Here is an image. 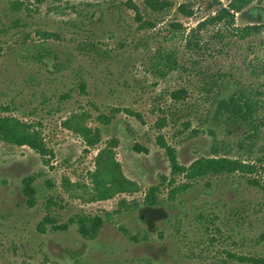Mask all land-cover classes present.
Segmentation results:
<instances>
[{
    "label": "rangeland",
    "instance_id": "rangeland-1",
    "mask_svg": "<svg viewBox=\"0 0 264 264\" xmlns=\"http://www.w3.org/2000/svg\"><path fill=\"white\" fill-rule=\"evenodd\" d=\"M13 1L0 0V26L8 32L0 34V116L26 121L47 152L0 141V264L249 263L237 256L264 248L256 244L264 231V190L256 185L264 184V127L254 145L232 153L253 164L247 173L189 178L173 172L168 146L187 166L212 152L213 135L200 130L209 105L203 71L223 69L260 84L264 98V30L242 39L225 21L212 22L230 0H21L18 12ZM59 6L72 14L60 13L63 20L94 22L100 54L78 51L77 27L46 13ZM255 21H264V0H255L237 22ZM42 28L61 34L54 45L64 60L60 71L22 57L20 41L38 38ZM160 45L180 63L164 77L151 72L148 58ZM180 88L186 91L177 98ZM83 112L89 126L101 129L92 145L63 125ZM216 131L223 141L225 126ZM108 153L136 190L96 197L95 176ZM28 175L38 189L34 204L23 189ZM185 183L187 190L171 192ZM153 186L166 202L142 219ZM241 208L243 219L232 213ZM80 215L102 220L96 237L81 234Z\"/></svg>",
    "mask_w": 264,
    "mask_h": 264
},
{
    "label": "trees",
    "instance_id": "trees-1",
    "mask_svg": "<svg viewBox=\"0 0 264 264\" xmlns=\"http://www.w3.org/2000/svg\"><path fill=\"white\" fill-rule=\"evenodd\" d=\"M40 3L44 1L38 0ZM93 1V0H90ZM255 0H230L228 5L222 6L220 10L211 17L212 22L225 21L232 34L240 36L242 39L252 36L253 34L260 33L264 30L263 22H253L246 25L238 24V16H244L245 12L250 9ZM91 4V2H89ZM152 3V2H150ZM24 4L21 0H14L12 2L13 9L18 12L21 10ZM37 4V3H36ZM56 8V9H54ZM50 9V8H48ZM185 9V5L183 6ZM47 14L53 16L57 21L61 19L65 24L73 23L75 27V33L81 37L78 42V51L85 55L91 54L93 51L96 54H100L98 51L97 39L92 34L94 22L90 20L89 24L83 25L76 21V18L62 19L58 17L60 13L64 15H72L68 11V8L59 6L53 7V10H46ZM191 13V10L188 11ZM21 21L16 20L12 27L18 28ZM4 27H9L8 24H4ZM38 38H24L21 40L20 49L23 50L22 57L25 61L36 62L48 68H52L53 71H60L64 66V60L61 58L58 50L54 47L58 44L61 34L58 30H52L50 28L38 29ZM6 32L5 28L0 26V34L3 35ZM0 35V36H1ZM2 49L0 41V50ZM105 52V51H104ZM81 53V54H82ZM108 54V53H106ZM149 62L151 65V72L156 77H164L170 71L178 68L180 65L179 60L174 51H168L163 48L162 45L152 49L149 56ZM70 60V59H68ZM258 68H251L252 74H257ZM201 88L203 95L208 99L209 105L205 115L199 117L202 127L209 131L214 137V144L212 146V152L209 154H203L196 157L190 165L181 163L178 160V155L174 149L169 148L170 161L173 172L186 173L189 178H198L206 175L213 174H226L235 173L241 171L243 173L252 172L254 170L253 164L243 160L242 158L235 157L232 153L236 148H243L244 143H251L254 145V140L260 136L264 127V98L262 97L263 91L261 85L251 82H243L237 78L234 74L223 69L216 71H203L201 73ZM228 86L225 93L224 85ZM186 91L184 88H180L176 91L177 98ZM100 120L102 123L107 124L108 116L101 114ZM225 126L226 133L224 140L217 138L216 129L221 125ZM63 125L77 133H80L88 142V144H95L100 141L101 129L98 127L93 129L87 123V116L83 113H74L66 120ZM234 129H238L239 133L233 134ZM198 132V130H196ZM237 137V140L235 139ZM0 141L7 143L28 145L38 152L41 156H45L47 152L46 142L44 138L38 133L33 131L26 121H23L14 116H0ZM253 141V142H251ZM222 148H224L222 150ZM103 161H100V169L95 176L96 191L99 198H109L117 191L122 190H136L138 184L136 181L131 180L123 175L118 163L113 157V154L108 153ZM35 177L32 175L24 178V192L29 197L30 204H34V199L37 197L38 189L34 187ZM257 181V180H256ZM250 181L249 183H251ZM262 190H264V184L257 182ZM190 187L189 183H185L172 189V193L178 191L187 190ZM158 186H153L146 193L144 200V207L146 210L153 211L158 214L160 209L164 207L165 200H161L157 195ZM42 190V188H41ZM174 197V196H172ZM242 207V206H241ZM243 208H246L243 206ZM233 210L232 213L237 218L240 216L243 219L242 209ZM79 223L81 227L79 231L81 234L89 237H96L101 230L103 224L99 218H86L85 215H80ZM108 216H113L112 212H108ZM73 221V219H72ZM44 230V228H41ZM256 244L258 247L261 245L264 247V231L257 236ZM235 256V254H231ZM241 261H248L247 264H264V248L257 252L245 254L244 256H237Z\"/></svg>",
    "mask_w": 264,
    "mask_h": 264
},
{
    "label": "flooded vegetation",
    "instance_id": "flooded-vegetation-1",
    "mask_svg": "<svg viewBox=\"0 0 264 264\" xmlns=\"http://www.w3.org/2000/svg\"><path fill=\"white\" fill-rule=\"evenodd\" d=\"M145 213H148V212L146 211V208L143 206V207L141 208V211H140V214H141V218H142V219H144V218L146 217ZM149 213L153 214V211H150ZM154 216H155V215H154Z\"/></svg>",
    "mask_w": 264,
    "mask_h": 264
}]
</instances>
